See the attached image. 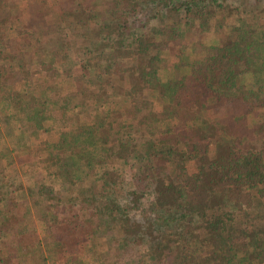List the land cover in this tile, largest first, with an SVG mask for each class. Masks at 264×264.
Instances as JSON below:
<instances>
[{
  "label": "trees",
  "instance_id": "trees-1",
  "mask_svg": "<svg viewBox=\"0 0 264 264\" xmlns=\"http://www.w3.org/2000/svg\"><path fill=\"white\" fill-rule=\"evenodd\" d=\"M233 1L0 0V264H264V30Z\"/></svg>",
  "mask_w": 264,
  "mask_h": 264
},
{
  "label": "rangeland",
  "instance_id": "rangeland-1",
  "mask_svg": "<svg viewBox=\"0 0 264 264\" xmlns=\"http://www.w3.org/2000/svg\"><path fill=\"white\" fill-rule=\"evenodd\" d=\"M250 1H257L258 7L255 8L256 10L254 12H252L251 9L248 8V10L243 14V18L245 19L246 23H252V24H256V27L258 30H264V0H248ZM228 3L233 5V6H239V3L234 2L233 0H228ZM242 5V4H241ZM252 12V13H251ZM215 21H212L210 24V29H208L205 33H201L199 36V44L197 45V52L200 50H203V47L205 46H209L215 42H217L218 40V35L215 32V25H214ZM226 27L224 28L223 31H229V28L232 27L236 21L235 18L233 17H228L226 19ZM214 25V27H213ZM198 41V40H196ZM193 48V47H192ZM191 47H189V50L187 52L188 58H192L194 56V51L192 50ZM166 59V58H165ZM174 70L172 69V67L170 66V62L166 59L164 61V63L161 65V70H160V76L162 78V80H167L169 77L173 76ZM246 81H251V76L248 75L245 77ZM155 109H159L158 105H155ZM251 143H254V145H258L261 144V142L259 140H257L256 138H254V140L251 141ZM195 166L194 164H192L190 166V170H194ZM96 261L94 260L93 257H89L86 259V264H95Z\"/></svg>",
  "mask_w": 264,
  "mask_h": 264
}]
</instances>
